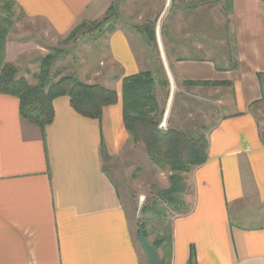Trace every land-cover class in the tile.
Masks as SVG:
<instances>
[{
  "label": "crops",
  "instance_id": "crops-1",
  "mask_svg": "<svg viewBox=\"0 0 264 264\" xmlns=\"http://www.w3.org/2000/svg\"><path fill=\"white\" fill-rule=\"evenodd\" d=\"M13 1L19 12L44 19L49 31L65 38L82 21L102 17L115 0ZM203 1H231L225 21L238 67L226 69V53L222 63L163 56L181 83L225 81L219 88L229 94L224 98L222 90L217 99H223L222 112H210L206 161L185 175L188 210L171 220L170 264H187L191 246L195 264H264V221L245 223L264 216V133L253 113L263 95L257 73L264 76V0ZM131 34L120 27L108 34L110 64L120 75L97 83L119 97L103 107L100 120L80 115L59 96L42 131L21 117L15 96L0 93V264H141L119 191L126 185L124 152L133 145L120 92L123 77L155 72L158 64L142 32ZM139 42L151 48L144 62L135 50ZM16 47L6 41V61L23 52L14 54ZM255 209V215L248 211Z\"/></svg>",
  "mask_w": 264,
  "mask_h": 264
},
{
  "label": "rangeland",
  "instance_id": "rangeland-1",
  "mask_svg": "<svg viewBox=\"0 0 264 264\" xmlns=\"http://www.w3.org/2000/svg\"><path fill=\"white\" fill-rule=\"evenodd\" d=\"M187 1L189 2V0L184 2L180 0L174 2L172 0H115L113 3L116 6V16L111 23L114 28L125 29L130 35H132L131 29L141 31L142 40L144 39L146 43L149 41L143 33L146 31L144 26L152 25L156 41L153 57L158 64V71L159 65H161L160 70H162L156 76L157 69L154 73V94L159 109L162 110L160 126L185 129L193 135L199 133L208 137L207 127L211 121H214L213 117L210 118L212 107H218V112L215 113L222 112L219 106L221 107L223 99L220 101L217 99L222 95V90L225 91L224 98L229 99L228 90H221L220 85H211L207 82L191 86L181 83L173 64L165 63L163 65V56L167 54L168 57L178 58L180 55L181 57L213 59L217 63H222L223 54L227 53L228 49L235 54L234 46L231 44V33H228L227 22L225 21L228 3L204 1L190 7ZM12 12L14 13L13 19L10 22L5 21L2 26L5 30L3 36L5 43L10 40L15 46L19 44V48L16 47L14 54L19 50H25L17 56L14 55L15 60L11 63L15 64L19 75L25 77L28 82L35 83L37 81L36 75L41 72L42 59L46 56H56L48 68L50 77L51 75L53 77L55 73H59V76L71 74L82 81L97 83L105 82L103 77L113 73H117V76L120 75L116 65L110 64L108 57L106 42L109 33L106 31V24L95 27L92 32L83 33L80 30L69 38L68 36L58 38L49 31L48 24L44 19L27 17L24 13L19 12L16 6L12 8ZM0 14L5 16L1 11ZM166 39L169 40L167 43ZM137 46L135 50H140L142 55H138V57H143L144 62L148 48L149 51L151 48L145 47L140 42ZM150 58H152L151 54H149ZM236 60L238 61L237 57ZM98 66L101 67L99 69L102 71L101 77L97 76L99 74L96 73ZM164 78L167 85L163 86L161 81ZM253 113L261 133H264V76L263 95L254 107ZM200 126H205L207 129L201 130ZM128 145L124 152L126 156L124 165L127 173L123 181L126 185L124 189L119 186V191L127 208V217L139 251L141 264H147L137 239V222L139 219L144 220L148 240L151 242L154 238L151 230L159 220L156 213L154 215H142L140 209L154 201L152 199L156 198L157 190L169 187L170 177L174 171H171L167 166L153 163L142 143ZM106 167L112 174L113 171L110 166L106 165ZM193 168L191 167L188 171L176 172L183 178L185 189L188 184L185 181V175ZM182 200L186 205L184 195H182ZM248 211L252 215L256 214V209ZM176 214L180 213L172 211L164 213L165 222H169L171 225V220ZM260 218L252 221L247 219L245 223L258 224L264 221V216ZM160 254L163 255V252Z\"/></svg>",
  "mask_w": 264,
  "mask_h": 264
},
{
  "label": "trees",
  "instance_id": "trees-1",
  "mask_svg": "<svg viewBox=\"0 0 264 264\" xmlns=\"http://www.w3.org/2000/svg\"><path fill=\"white\" fill-rule=\"evenodd\" d=\"M173 2L175 0H172ZM184 2L185 0H180ZM203 0L187 1L188 6L193 7ZM229 10L231 1H228ZM16 6L13 0H0V93L13 95L18 99L19 114L25 120L37 125L42 131L53 119L52 102L56 97L67 96L71 107L80 115L100 120L103 107L114 104L118 100V94L114 89L98 83H86L81 79L69 74L49 76V66L56 56H46L42 59L41 72L36 75L37 81L30 83L19 75L18 68L14 63L5 61V40L2 26L5 21L13 19L12 8ZM116 16V6L112 3L100 20H84L77 25L68 35V38L82 30L83 33L92 32L95 27L106 24L108 33L114 30L111 21ZM143 33L149 44L156 50L155 32L152 25H145ZM227 70H236L238 61L235 54L227 50ZM161 65H159V71ZM141 71L125 76L121 81V105L123 124L131 136L133 143H142L150 160L162 166H167L174 173L170 177V185L166 189L156 191V198L151 204L140 209L142 215L156 213L159 222L151 232L154 235L150 242L155 246L160 257L161 264H170V247L172 242V227L165 222L167 211L185 213L188 207L182 200L185 193L183 178L177 175V171H188L191 167L203 164L207 159L208 143L203 134H191L188 130L173 127L163 128L160 126L162 110L156 102L154 94V73L159 72ZM59 76V77H58ZM160 76V74H159ZM263 73H257L262 86ZM187 85L204 84L206 81H184ZM161 84L167 85L164 78ZM211 85H228L225 81H211ZM161 115V116H160ZM206 130L205 126H200ZM264 144V136L261 135ZM148 220V219H147ZM143 233L148 239V233L143 219H139ZM138 224V222H137ZM162 250V251H161ZM163 252V255L160 254ZM187 264H195V252L191 246Z\"/></svg>",
  "mask_w": 264,
  "mask_h": 264
},
{
  "label": "water",
  "instance_id": "water-1",
  "mask_svg": "<svg viewBox=\"0 0 264 264\" xmlns=\"http://www.w3.org/2000/svg\"><path fill=\"white\" fill-rule=\"evenodd\" d=\"M137 237L139 245L145 255L147 264H161L160 257L154 245L145 237L142 226L138 220Z\"/></svg>",
  "mask_w": 264,
  "mask_h": 264
}]
</instances>
